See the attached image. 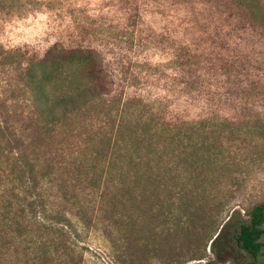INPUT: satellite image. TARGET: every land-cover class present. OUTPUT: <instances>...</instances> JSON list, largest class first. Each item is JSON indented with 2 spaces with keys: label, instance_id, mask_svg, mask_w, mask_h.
<instances>
[{
  "label": "rangeland",
  "instance_id": "374dc122",
  "mask_svg": "<svg viewBox=\"0 0 264 264\" xmlns=\"http://www.w3.org/2000/svg\"><path fill=\"white\" fill-rule=\"evenodd\" d=\"M2 2L17 10L0 12V44L90 45L112 96L139 100L162 121L184 125L157 154L155 179L129 180L133 193L98 198L79 179L47 183L43 164L35 165L39 190L32 194L40 195L30 194V203L66 225L13 234L11 260L47 252L63 264L251 262L234 235L245 212L264 202V0ZM6 115L28 147L32 129L23 111L12 107ZM53 149L43 144L26 154L34 162ZM13 203V216L30 224V207Z\"/></svg>",
  "mask_w": 264,
  "mask_h": 264
},
{
  "label": "trees",
  "instance_id": "16d2710c",
  "mask_svg": "<svg viewBox=\"0 0 264 264\" xmlns=\"http://www.w3.org/2000/svg\"><path fill=\"white\" fill-rule=\"evenodd\" d=\"M13 9L17 10L16 5L0 0V12L10 14ZM59 46L56 42L10 48L0 44V264L23 263L11 260L14 249L9 239L13 234L22 236L23 229L28 233L32 226L47 231L66 225L58 214L50 218L45 210L38 215L42 205L30 203V194L39 190L33 173L35 165L43 164L39 175L49 179L47 183L52 182L50 179H79L88 184L84 189L91 186L90 191L98 198L124 191L133 193L134 189L127 185L129 180L155 179L156 169L160 168L155 162L157 154L184 126L162 121L146 111L148 105L139 100L112 96L108 75L95 48ZM12 107L23 111L28 129H32L28 147L24 146L22 135L9 125L10 116L6 113ZM132 109H138L133 113L135 118L129 115ZM115 113L118 118L114 123ZM180 133L181 130L177 135ZM179 140L181 144L183 141ZM43 144L54 149L44 159L37 154L34 162L30 160L27 149L35 152ZM25 179H31V187L27 188ZM24 193L27 198L22 197ZM39 195L34 196L38 199ZM14 199L20 208L30 207V224L22 222L23 214L13 216ZM235 214L233 211L220 226L211 244ZM245 216L247 221L238 226L234 240L239 249L251 256L252 261L247 264H263L260 257L264 253V202L248 209ZM58 260L42 252L23 264H63Z\"/></svg>",
  "mask_w": 264,
  "mask_h": 264
}]
</instances>
